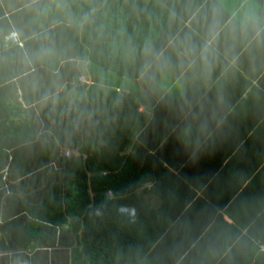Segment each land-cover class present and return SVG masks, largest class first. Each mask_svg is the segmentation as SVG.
<instances>
[{
  "label": "crops",
  "instance_id": "1",
  "mask_svg": "<svg viewBox=\"0 0 264 264\" xmlns=\"http://www.w3.org/2000/svg\"><path fill=\"white\" fill-rule=\"evenodd\" d=\"M58 2L0 0V175L7 188L19 185L17 194L26 185L27 160L33 169L35 157L7 124L25 121L27 108L39 102L52 112L79 63L75 56L64 68V59L57 62L72 50L76 19L64 6L53 14ZM242 3L175 0L177 29H164L162 44L158 32L151 36L150 85L163 90L150 110V141L162 133L155 153L171 178L161 195L151 183L150 194L138 189L153 217L169 224L150 264H264V33L233 27L230 17ZM244 7L264 21V0H247ZM214 14L221 26L214 55L205 62L184 54L182 41L202 45ZM37 115L39 132L46 120Z\"/></svg>",
  "mask_w": 264,
  "mask_h": 264
},
{
  "label": "trees",
  "instance_id": "2",
  "mask_svg": "<svg viewBox=\"0 0 264 264\" xmlns=\"http://www.w3.org/2000/svg\"><path fill=\"white\" fill-rule=\"evenodd\" d=\"M58 1L53 14L64 6L76 19L72 50L57 62L79 63L52 112L39 102L25 121L7 124L35 160L33 169L27 160L20 194L0 175V264H150L169 224L153 217L137 190L150 194L151 183L161 195L171 178L155 153L162 133L150 141V110L163 90L150 85V41L158 32L162 44L163 30L177 29L175 0ZM38 112L46 120L39 132Z\"/></svg>",
  "mask_w": 264,
  "mask_h": 264
},
{
  "label": "clouds",
  "instance_id": "3",
  "mask_svg": "<svg viewBox=\"0 0 264 264\" xmlns=\"http://www.w3.org/2000/svg\"><path fill=\"white\" fill-rule=\"evenodd\" d=\"M31 2L36 3V0H31ZM246 3L247 0H243L240 9L232 14L230 20L233 21V27L235 28L238 25L243 34L247 35L249 32H252L256 37H260L261 34L264 33V21L256 17L250 8L244 7ZM220 27V21L214 14L207 25L202 45L197 47L188 37L182 41L184 54L188 56L198 55L200 59L208 62L215 53V44L220 34Z\"/></svg>",
  "mask_w": 264,
  "mask_h": 264
},
{
  "label": "rangeland",
  "instance_id": "4",
  "mask_svg": "<svg viewBox=\"0 0 264 264\" xmlns=\"http://www.w3.org/2000/svg\"><path fill=\"white\" fill-rule=\"evenodd\" d=\"M138 192H139V194L141 195V194H143L142 192H141V190H138ZM145 197H144V199L148 196L149 197V195L148 194H145L144 195ZM45 252V254L47 255V257L49 256V259H52L53 257H55V259L58 257V255L56 256V252L54 253L52 250L51 251H44ZM48 259V262L50 261ZM58 261V260H57ZM50 264V263H49Z\"/></svg>",
  "mask_w": 264,
  "mask_h": 264
},
{
  "label": "built area",
  "instance_id": "5",
  "mask_svg": "<svg viewBox=\"0 0 264 264\" xmlns=\"http://www.w3.org/2000/svg\"><path fill=\"white\" fill-rule=\"evenodd\" d=\"M12 34H13L12 37L15 39V38H16V35H15L14 33H12ZM60 152H61V154L64 155V156H68V155H70V151H69V149H67V148H62V149L60 150ZM107 194H108V195H111V191L108 190V191H107Z\"/></svg>",
  "mask_w": 264,
  "mask_h": 264
}]
</instances>
